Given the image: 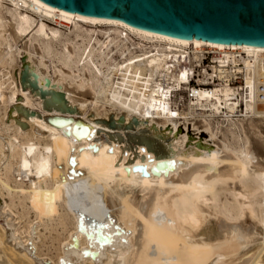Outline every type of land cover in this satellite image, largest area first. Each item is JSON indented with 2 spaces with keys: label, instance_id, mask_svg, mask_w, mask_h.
Listing matches in <instances>:
<instances>
[{
  "label": "bare ground",
  "instance_id": "6f19581e",
  "mask_svg": "<svg viewBox=\"0 0 264 264\" xmlns=\"http://www.w3.org/2000/svg\"><path fill=\"white\" fill-rule=\"evenodd\" d=\"M5 28L11 43L36 28L29 44L42 55L36 63L25 50L26 79L19 70L5 98L0 264H264V46L171 36L38 0H0L1 42ZM7 45L0 63L10 67ZM206 52L212 65L202 66ZM43 54L55 59L51 71ZM195 65L202 87L190 86ZM237 74L242 87L230 84ZM181 89L187 113L173 100ZM179 120L232 142L196 149L185 134L168 155Z\"/></svg>",
  "mask_w": 264,
  "mask_h": 264
},
{
  "label": "water",
  "instance_id": "95a60500",
  "mask_svg": "<svg viewBox=\"0 0 264 264\" xmlns=\"http://www.w3.org/2000/svg\"><path fill=\"white\" fill-rule=\"evenodd\" d=\"M38 1L53 8L115 18L181 38L264 46V0ZM25 79L23 70L22 80ZM106 124L114 126L115 122L109 120Z\"/></svg>",
  "mask_w": 264,
  "mask_h": 264
},
{
  "label": "rangeland",
  "instance_id": "374dc122",
  "mask_svg": "<svg viewBox=\"0 0 264 264\" xmlns=\"http://www.w3.org/2000/svg\"><path fill=\"white\" fill-rule=\"evenodd\" d=\"M5 6V8H10L11 5L9 4L8 1H5L3 2V7ZM12 8V7H11ZM5 17L7 18V20L9 19V16L6 14ZM57 19L59 20L60 19V16H56ZM39 17L36 18L37 22L39 21ZM46 25H48L49 28H54V29H58L60 30L62 33H66L68 34L71 30H72V25L71 24H68V28H65V27H61L58 23H54L52 21H47L46 22ZM36 29V28H35ZM35 29L33 31H30L28 34L26 35H23L22 37L18 38L17 40H13L12 43L10 41L11 38H8L7 42L4 40V38L6 39L7 36L9 35L8 33V28H5V32L2 31V35H3V42L4 44H1L3 42L0 41V54L1 56H3L4 54H6L8 52V44L12 45L13 46V49H12V57H13V62L10 65V67L8 66V64L6 63H0V85H1V90H2V94L4 96V98H2L0 100V129H1V125H2V120H4V114L7 113V116L9 117L12 113V107L10 105L7 104V101L6 99H8V93H10V91L16 87L18 85V80H17V73L19 70H24L27 66H31V62L29 63H26L24 64V61H26L27 57H22L23 55H25V50H30L32 53H33V58H32V61L33 62H38V57H40L41 52L40 51H37V47H35V45H30L29 44V40L32 39V34L34 33ZM94 29V28H92ZM96 30H103L104 28L103 27H96L95 28ZM7 31V32H6ZM7 33V34H6ZM6 34V35H5ZM98 38L99 39H102V37L100 35H98ZM12 40V39H11ZM33 44H35L33 42ZM11 46V48H12ZM35 48H34V47ZM16 47V48H15ZM7 48V49H6ZM18 50V51H17ZM20 50V51H19ZM14 51V52H13ZM213 51V50H212ZM115 54H114V58L117 60V61H121V56L119 53H116V51H113ZM18 53V54H17ZM138 54H140V52L137 50ZM44 55V61L45 63L48 65L50 71H51V68H52V64H55V59L53 58H50L47 54H43ZM212 55L213 53L212 52H206V58L204 60L203 63H200L202 66H207V65H212L211 64V58H212ZM0 56V57H1ZM53 63H52V62ZM196 64V62H195ZM196 69V76H194V79L191 80V87H199V86H204L203 84L199 83L197 81L198 77H201V67L200 66H195L194 67ZM208 68V67H207ZM3 69V70H2ZM176 70H174V72H176ZM3 72V73H2ZM12 73V74H11ZM200 73V74H199ZM8 74V75H7ZM2 75V76H1ZM5 75V76H4ZM11 77H10V76ZM238 78H234L231 80L230 84L233 86V87H242L244 84H243V81L242 79L240 78V75L237 74ZM10 77V78H9ZM12 80H8V79H11ZM216 78V77H214ZM15 80V81H14ZM17 81V82H16ZM222 80H215V83H218V82H221ZM6 82V83H5ZM11 84H15L14 86L13 85H10ZM17 84V85H16ZM5 85V86H4ZM11 87H10V86ZM195 85V86H193ZM195 87V88H197ZM200 87V88H201ZM211 87V86H210ZM204 88V87H203ZM199 89V88H198ZM243 93V92H242ZM6 98V99H5ZM173 100L176 102V105L179 109H183L188 105V102L190 100V97H189V94L188 92L184 89H181V90H178L176 92V94L174 95L173 97ZM2 102V103H1ZM4 102L6 104H4ZM183 107H182V106ZM10 106V107H9ZM9 107V108H8ZM181 107V108H180ZM8 108V110H7ZM243 105L240 106V109H243ZM7 110V111H6ZM6 111V112H5ZM186 113L188 111L187 107L186 109L184 110ZM237 115H240L239 113H236L235 116ZM189 118V116H188ZM198 116L195 117L194 119V122L198 121L199 119ZM241 119V118H240ZM221 120H224V119H221ZM223 123V122H222ZM225 123V124H224ZM223 123V128L225 127L226 125V122ZM171 125H169V129H170ZM178 130H177V133L175 135L171 133H166V144H167V149H168V155H172L175 151L173 145L175 144L176 141L174 140H178V138L180 139L183 135L186 134V142L189 143L190 145H193L196 149H198L197 145H204L206 147H209L211 150H216V143L219 142V141H226L227 143L230 141V143L232 142V139L230 136L226 137L225 140H223V138L221 137L222 135L221 134H217V139H212L210 138L208 132L202 130V129H194L192 127V125L190 123L188 124H185L183 120H179V123H178ZM222 128V133L224 132V129ZM162 132H166V130H162ZM3 133H1L0 135H2ZM230 137V138H229ZM228 139V140H227ZM230 139V140H229ZM219 140V141H218ZM173 144V145H172ZM218 144V143H217ZM229 144V143H228ZM32 179V178H31ZM34 180V179H33ZM23 182L24 184H27L28 181L25 180L24 181H21ZM6 198V197H5ZM7 199V198H6ZM0 222L2 223V220H0ZM24 230V229H23ZM25 231V230H24ZM25 234L28 236L27 232L25 231L24 232V236L21 235V237H25ZM26 236V237H27ZM258 243V242H257ZM53 253V251H52Z\"/></svg>",
  "mask_w": 264,
  "mask_h": 264
},
{
  "label": "built area",
  "instance_id": "2783aa9c",
  "mask_svg": "<svg viewBox=\"0 0 264 264\" xmlns=\"http://www.w3.org/2000/svg\"><path fill=\"white\" fill-rule=\"evenodd\" d=\"M205 58H206V53H204V55H203V57L201 58V61H200V63H203L204 62V60H205ZM182 65H188V63H186V62H182ZM195 66H197V65H195ZM194 66V67H195ZM193 67V71H192V73H190V79H189V82H191V80L192 79H194V76H196V69ZM193 86H195V85H193Z\"/></svg>",
  "mask_w": 264,
  "mask_h": 264
}]
</instances>
